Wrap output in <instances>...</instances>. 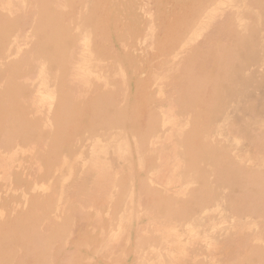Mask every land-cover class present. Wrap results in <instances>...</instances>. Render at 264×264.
Wrapping results in <instances>:
<instances>
[{"label":"rangeland","instance_id":"1","mask_svg":"<svg viewBox=\"0 0 264 264\" xmlns=\"http://www.w3.org/2000/svg\"><path fill=\"white\" fill-rule=\"evenodd\" d=\"M92 1L53 0L73 40L64 79L85 123L48 162L59 80L36 52L38 3L0 0V17L15 23L0 43V89L7 86L10 66L23 60L15 82L17 108L38 126V134L27 141L7 142L0 130V235L21 220L35 237L55 236L38 260L29 245L0 240L6 264H61L54 256L62 264H264V215L235 211L232 201L242 192L216 184L210 162L201 163L211 188L207 194L186 171L182 141L192 115L182 109L178 92L183 67L195 50L219 56L239 46L254 25L258 33L242 72L247 81L203 138L225 149L252 176L264 173V20L256 1L210 0L181 27L176 18L188 0H109L116 22L107 38L102 27L92 29L84 20ZM165 24L180 37L164 50ZM110 91L117 95V110L127 114V132L89 120L87 103ZM149 115L154 123L141 139ZM160 200L189 201L192 209L166 216Z\"/></svg>","mask_w":264,"mask_h":264},{"label":"bare ground","instance_id":"2","mask_svg":"<svg viewBox=\"0 0 264 264\" xmlns=\"http://www.w3.org/2000/svg\"><path fill=\"white\" fill-rule=\"evenodd\" d=\"M36 1L39 8V12L36 13L38 14L37 22L35 23V31L39 38L36 52L39 53L40 56L45 60L50 69V72H54L59 80L58 84H56L58 85V96L55 97H58L59 108H57V112L55 114L56 128L55 132L52 134L53 146L46 154L47 161L51 162L58 158L62 144L65 141L72 142L76 139V137L79 136L81 126L80 123H83V119L85 118L82 119V117H84L82 115L83 113L81 114L79 110L80 108L76 105V103L73 102L71 98V90L68 87L66 80L64 79V69L72 56L69 44L73 43L72 38L68 36L67 26L64 24L66 16L55 9L53 0ZM209 1L210 0H188L185 6L178 13V16L176 18V25L181 27L188 26L192 22V18L198 15L202 8ZM254 1H256L257 5L261 9L260 15L264 20V0ZM111 6L112 5L109 0H93L90 4L89 11L84 16L85 22L89 23V25L92 26V29H96L97 26L103 28L104 38H107L109 36L110 30H112V27H114L113 25L116 22L115 18L112 15ZM13 24L15 23L9 22L0 17V43L11 30ZM162 29L164 32V36L160 39V42L162 44V49L165 50L172 46L180 36L178 38L176 37L171 24H165L164 28ZM257 29L259 28L257 27ZM255 30V26L252 25L247 32L248 35L242 39L239 46L231 49L225 48L224 52L219 56L215 55L216 53L214 54L210 50H195L183 67L182 76L179 79L178 92L179 103L181 104L182 109L186 112H190V114L192 115V118L190 119L189 129L187 130L185 135L182 134L184 136L182 143L185 148L184 155L187 161L186 171L190 172L191 174L194 173L196 178H198V181L201 184L199 190L205 192L206 194L209 193L210 187L205 176V173L207 172H205L203 168L204 166L202 167L201 165L203 161H207L212 165L211 167L213 168L212 171H214L213 173L215 174L216 184L225 186L233 191L242 192V196L232 201V208L235 211L242 212L245 210H252L254 211V213L264 215V173H261L260 176H252V172L246 171L241 166H239L241 165V163L238 165L236 162L231 160L227 156V151L225 149L218 148L212 145L209 146L208 142L204 141L203 138L204 134L211 127L212 123L217 119L219 115L222 114V109H224V107H226L231 100L236 98V96L240 95V93L242 92L244 83L247 81L246 78L243 77L242 72L251 60L252 46L255 42L254 40L256 39L255 35L258 33L257 32L255 34ZM219 34H221V32ZM188 39L185 41H188ZM114 40H117V38ZM117 42L118 40L115 41L114 44V47L116 48L118 46ZM12 61L14 62V60ZM23 63L24 61L20 60L18 63L12 64L10 66V73L8 74L6 79L7 86L5 90L0 89L2 90L0 92V130L5 134L7 142H10L14 138L27 141L28 139L33 138L38 134L36 132V127L38 128V126H35L36 124H33L34 121H30L31 119H29L30 122L27 121L23 117L21 110L17 108V105L21 100L17 92L15 82H17L16 79L20 74L21 65H23ZM135 88L136 86L130 83V90L133 91ZM116 96L117 95H115L114 91H110L104 96H101L100 98L97 97V99H92V101L88 102L86 106L91 113V117L89 120H92L93 122H95V124H99L105 128L113 130L119 129L121 131H123V129L125 128L126 130L127 122L124 117L125 111L122 110L124 112L121 113L117 110L115 105L116 102L114 101ZM126 99H128V97H126ZM14 112L18 113L15 114ZM125 116L127 117V114ZM36 118H39V116ZM153 123L154 117L149 115L147 122L143 123L146 126V129L144 131H139L138 137L144 139L152 128ZM83 127L85 126L83 125ZM41 132H43V130ZM41 135L42 134L39 133V136ZM140 187L142 188L141 190H146L142 185H140ZM149 192L150 191H148V193ZM200 198L198 199L199 203H201L203 200V198ZM206 199H209L208 195L205 196L203 201H205ZM252 200L254 201L253 204ZM157 203L159 205L158 208H160L161 211L166 214V216L170 214H172L171 216H173V213L176 214V211H181V213H188L190 209H192L189 201L178 204L176 200H160ZM166 203H170V208L167 209L165 207ZM245 204L250 205L245 206ZM179 212H177V214ZM176 220L177 218L175 219V222ZM12 225V227L7 229V232L5 231L0 235V240H2L3 242L8 240L19 245H29L32 248L33 252L31 255L35 257V260L44 258L46 256L41 250L47 249L53 242L52 240H54L55 236H52L50 238H45L42 236L35 237L29 234V227L31 225H27L26 222L21 220L13 222ZM13 236L16 239L13 240ZM3 254L5 257L3 256ZM34 257L32 260H34ZM54 259L61 264L63 262H61V260H59L56 256H54ZM6 260L7 255L6 252L3 251L0 253V264H6Z\"/></svg>","mask_w":264,"mask_h":264}]
</instances>
